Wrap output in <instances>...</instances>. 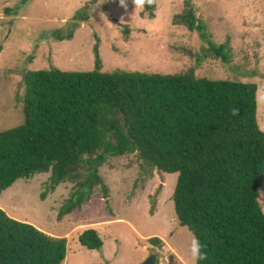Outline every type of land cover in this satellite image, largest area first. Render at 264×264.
I'll return each mask as SVG.
<instances>
[{
  "label": "trees",
  "instance_id": "obj_1",
  "mask_svg": "<svg viewBox=\"0 0 264 264\" xmlns=\"http://www.w3.org/2000/svg\"><path fill=\"white\" fill-rule=\"evenodd\" d=\"M154 9L155 3L146 5L144 12L151 17ZM179 19L176 23L196 30L207 44L205 57L227 61V45L212 43L191 10ZM51 38L64 39L55 32ZM100 67L97 60L89 72L23 73V122L0 131V195L18 179L49 173L52 191L74 184L59 209L61 220L80 210L95 188L107 192L98 173L107 156L135 154L161 175L178 174L172 195L178 224L200 239L208 257L196 264H264V213L258 202L264 133L256 125L257 85L196 78L192 72ZM148 242L161 243L157 237ZM78 243L87 250L102 247L93 229L81 232ZM67 245L65 237L0 209V264H63Z\"/></svg>",
  "mask_w": 264,
  "mask_h": 264
},
{
  "label": "rangeland",
  "instance_id": "obj_2",
  "mask_svg": "<svg viewBox=\"0 0 264 264\" xmlns=\"http://www.w3.org/2000/svg\"><path fill=\"white\" fill-rule=\"evenodd\" d=\"M188 10L212 43L227 45L226 62L205 57L208 46L198 32L176 23ZM78 12L82 19L76 20ZM52 32L64 39H52ZM97 60L102 72H192L196 78L258 88L264 85V0H155L151 17L134 10L131 0L127 10L118 0H0V131L23 122L24 72H89ZM256 125L264 133V106L257 104ZM98 173L107 192L95 188L80 210L61 220L59 209L74 184L52 191L49 173L16 180L1 193L0 209L47 234L65 237L63 264H138L162 252L168 264H192V234L178 224L172 199L177 173L161 175L135 154L107 156ZM160 187L154 217L149 212ZM258 202L264 213V178ZM85 229L98 233L100 250L80 246L78 235ZM149 235L162 242L154 246L141 238Z\"/></svg>",
  "mask_w": 264,
  "mask_h": 264
},
{
  "label": "clouds",
  "instance_id": "obj_3",
  "mask_svg": "<svg viewBox=\"0 0 264 264\" xmlns=\"http://www.w3.org/2000/svg\"><path fill=\"white\" fill-rule=\"evenodd\" d=\"M118 3L121 8L127 10L128 0H118ZM131 3L134 10L139 12L143 11L146 5L149 7L152 6L155 3V0H131ZM254 99L258 106H264V85L257 88ZM236 113L237 109L233 108L231 115L235 116ZM204 247L205 246L201 243L200 239L195 235H192L188 249L192 264H196L197 261H203L208 258L207 253L203 251Z\"/></svg>",
  "mask_w": 264,
  "mask_h": 264
},
{
  "label": "built area",
  "instance_id": "obj_4",
  "mask_svg": "<svg viewBox=\"0 0 264 264\" xmlns=\"http://www.w3.org/2000/svg\"><path fill=\"white\" fill-rule=\"evenodd\" d=\"M155 264H168L167 263V258L165 256V253H159V255H156V262Z\"/></svg>",
  "mask_w": 264,
  "mask_h": 264
},
{
  "label": "water",
  "instance_id": "obj_5",
  "mask_svg": "<svg viewBox=\"0 0 264 264\" xmlns=\"http://www.w3.org/2000/svg\"><path fill=\"white\" fill-rule=\"evenodd\" d=\"M155 262H156V255L151 254L140 264H155Z\"/></svg>",
  "mask_w": 264,
  "mask_h": 264
},
{
  "label": "crops",
  "instance_id": "obj_6",
  "mask_svg": "<svg viewBox=\"0 0 264 264\" xmlns=\"http://www.w3.org/2000/svg\"><path fill=\"white\" fill-rule=\"evenodd\" d=\"M160 197H161V196H160ZM159 200H160V198H159ZM159 200H158V203H159ZM157 213H158V211H156V213H155L154 215L156 216ZM154 215H153V216H154ZM155 216H154V217H155ZM154 236H155V235H149V236H145V237L142 236L141 238L149 240L150 238H153ZM157 238L162 242V238H160V237H157ZM143 260H144V259H143ZM143 260H142V261H143ZM142 261H141V262H142ZM141 262H138V264H140Z\"/></svg>",
  "mask_w": 264,
  "mask_h": 264
}]
</instances>
